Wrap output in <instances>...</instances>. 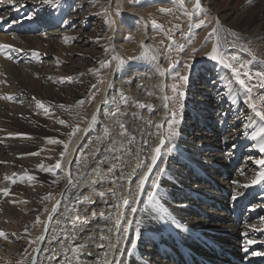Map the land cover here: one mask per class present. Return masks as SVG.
Segmentation results:
<instances>
[{
  "label": "bare ground",
  "instance_id": "6f19581e",
  "mask_svg": "<svg viewBox=\"0 0 264 264\" xmlns=\"http://www.w3.org/2000/svg\"><path fill=\"white\" fill-rule=\"evenodd\" d=\"M76 1L79 3L80 0H64L62 21L52 18L55 20L53 26L57 28L54 32L22 35L26 34L25 27L12 22L11 30L5 31L7 39L0 34V44L21 49L19 53H11L12 59L0 55V85L6 89L3 101L7 108V112L0 111L1 124L17 126L21 123L40 131V127L49 125L53 135L62 136V128L57 127L59 121H71L76 117L77 105H81L76 99L83 93L75 83L92 79V71L87 75L85 68L91 67L90 46L99 41L92 39V32L87 29L93 23V17L74 22L84 16L72 14L74 19L68 17L67 3ZM231 1L205 0L217 19L229 20L231 25L233 22L248 26L249 32L253 33L251 36H260L264 42V0H252L253 6L236 17L231 14ZM100 2L104 4L105 0ZM117 2L131 24V18H138L141 25L132 45L134 53L126 56L123 51L128 45L124 42L126 29L131 24L116 19L106 41L111 43L112 56L119 59L113 61L86 124L69 146L59 176L62 185L58 199L51 205L45 226L37 224V215L44 208L48 195L46 187L36 181L45 178L46 174L32 180L26 176L36 177L30 167L44 161L43 155L56 154V143L48 153L45 150L43 154L38 151L39 154L34 155L32 153L36 154L39 147L23 137L13 141L0 139L5 142V149L0 152L4 153L8 165H13L9 167L0 160V183L9 181L12 175L15 178L10 187L0 185V232L5 234L0 237V264H19L17 257L29 246L24 236L30 230L37 238L43 236L44 239L37 240L28 264H116L117 260L125 258H128V264H264V182L251 184L259 170L253 161L264 158V153L257 147L259 139H251L257 120L242 91L238 96L228 95V83L232 88L239 86L230 71L215 62L200 68L193 76L195 81L200 75L190 85L192 95L186 104L183 130L176 141L178 146L169 157V167H165L161 176L157 204L150 203L147 196L162 157L149 175L139 199L135 200L136 181L147 170L137 168V163L150 162L151 149L159 143L157 133L160 130L155 125L163 124L165 130L169 118L170 102L165 99L168 77L160 50L150 41L151 30L144 10L124 5L120 0ZM0 4L2 12L9 16L20 5L38 4L41 9H47V15L53 16L57 9L42 0H0ZM105 12H109L108 8ZM34 14L38 19L40 14ZM44 23L48 30L51 21ZM221 28L224 32L220 43L226 51L230 36L225 28ZM105 44L100 43L97 48L102 49ZM141 44L152 50L147 56L141 55ZM36 51H42L47 60L41 66L30 59V54ZM152 55L156 56L155 60L151 59ZM58 63L64 64L57 68ZM79 73H82L81 79ZM61 77L72 79L63 81ZM69 81V89L64 92L60 86ZM37 101L48 111L37 107ZM137 104L145 107H137ZM119 105L123 107L121 111L127 107L131 111V117L128 115L123 120V129L115 127L113 121ZM117 121L121 123L122 120ZM104 129L108 130L107 136ZM128 130H131L129 135H121ZM104 142L105 150L101 153H107L90 163V157ZM184 145L188 146L181 150ZM18 156L22 158L16 160ZM90 168H93L92 172ZM134 169L135 175L132 174ZM234 169L237 171L232 173ZM19 174L24 176L21 180H18ZM50 176L57 178L56 174ZM245 184L249 186L244 187ZM5 191L8 195H4ZM234 195L236 200L232 199ZM123 198L129 199L131 207L137 209L135 213L132 214L131 207L123 205ZM160 208L182 225L183 230L169 226L166 220H158ZM138 210L142 211L141 234L137 240L139 244L132 249L131 225L125 234L116 224L118 220L121 225H127L129 220L133 222ZM248 241L253 243L248 244ZM99 245H104V249L99 250Z\"/></svg>",
  "mask_w": 264,
  "mask_h": 264
},
{
  "label": "rangeland",
  "instance_id": "374dc122",
  "mask_svg": "<svg viewBox=\"0 0 264 264\" xmlns=\"http://www.w3.org/2000/svg\"><path fill=\"white\" fill-rule=\"evenodd\" d=\"M86 4L85 10L80 13L81 17L78 20L75 21H85V19H91L93 23L91 25H88L87 29L92 32V39L99 40L94 44V46H90L91 53L89 54L90 66L89 65L85 68L86 73H90L92 71L93 77L92 79H89L88 81L84 80L83 82H77L75 83V87L80 90L81 94L80 98L76 100L83 101L81 105H77L78 113H76V117L73 118L71 121L67 120H60L64 123L61 124L59 121V124L57 127L60 129L62 128V136L53 135V131L51 133V129L49 125H45L43 128L40 127V130H36L35 127L31 126L29 128L27 125L21 124V126L17 125H3L0 121V139H7L10 141L18 140L19 137H23L24 139L29 140V142L34 143L39 147V150L35 153H32L34 155L43 154V152L48 153L53 146L54 143H49L50 140L53 141H59V143H56L57 152L56 154L50 156V155H43L45 156V160L40 161L37 165H34L33 167H30L32 170V173L37 178V176H42L43 174L45 178H38V183H41V185H44L46 187V192L48 197L46 196V199L44 200V208L38 213L37 215V222L40 226H45L46 216L51 212V205H53L57 199L59 194L60 186L62 185V181H60V174L63 170V164L64 161L67 158L69 146L71 145L72 141L76 138V136L80 133V131L83 129L84 125L86 124L89 113L91 112V107L93 103L98 99L100 90L105 86V83L107 81V77L109 75L113 59L111 54V43L106 41L108 35L111 33L112 29H114V21L120 20L124 24L127 22L130 23V21L122 14L121 5H118L117 0H108V5H106V0L104 4H101V0H83ZM121 3L124 5H129L131 7H138L144 10L145 12V19L148 21L150 25L151 30V39L150 41L158 47L161 54V59L163 60V64L167 69V77H168V84H167V98L170 102V108H169V118L167 121L171 120V113L176 112L177 113V120L179 123L176 125V131H178L179 135L176 136L173 140V143L176 147L177 140L180 137V133L183 130V117L187 110V103L188 98H190V94L192 95V91L190 89V85L196 81L197 78H199L200 75H198L195 78V81H193V76L199 72L198 70L203 67H208L210 63L213 61L209 60L207 58V53L210 52V48H212L213 41L209 40L205 45V36L212 30V28L215 26L217 16L213 13V11L209 8L208 4L205 2V0H201L202 7L205 12L209 13L207 16V21H210L208 23L207 27L204 28H190V20L187 15H184V12L192 13L193 12V3L194 0H184L183 8L179 6V0H120ZM232 13L233 17H236V14L238 16H242L241 13L246 11L250 6H253L252 0H232ZM101 4V5H100ZM77 7H79V10H82L83 4L81 0L79 1ZM76 7V9H77ZM163 7L166 9H171L170 13H162L159 11V9ZM108 8L109 12L106 13L105 9ZM47 11V9L45 10ZM49 16V15H48ZM205 18L203 15H201L199 18H197L195 15H192L191 22H198V19ZM220 21V25L225 28L226 32L230 36L228 38L229 40V46L226 52L229 55H235L238 57V63H243L247 65V68L245 70L250 71L253 76L256 71L264 72V42L260 38V36H251L253 33H250V29L248 27L245 28L243 25L238 23H232V25L229 23V20L222 19L219 17L218 19ZM107 21V22H106ZM153 21L156 22L157 25H159V28L153 27ZM74 22V21H73ZM132 24L126 29V36L124 38V42L127 45V47H123V51L126 56H130L132 53H134V49L132 48V45L136 41V33L138 30H140V22L138 18H131ZM50 28L46 30L45 32L36 33L38 35H44L48 31H56L57 28L53 26V23L50 24ZM241 26V27H240ZM8 27V26H6ZM2 29V27H1ZM0 29V31H1ZM4 33H1L3 32ZM0 32V34L5 37L8 36L7 33H5V30ZM16 34H19L16 32ZM27 35V34H22ZM7 36L5 37V40L7 39ZM31 36V35H30ZM223 37V36H222ZM232 38V39H231ZM212 41V42H211ZM107 43L105 46L101 48H97V45L100 43ZM68 44L64 45L67 46ZM202 45H205L201 51L193 52V49H201ZM211 45V46H210ZM89 46H87L89 48ZM183 46V50L181 51L180 48ZM94 47V48H93ZM107 50V51H106ZM27 52V51H26ZM37 52V51H36ZM42 52V51H41ZM23 52V56H25ZM28 54V53H26ZM31 55V54H30ZM30 59H34V61L41 66L43 62L38 61V56H32ZM58 60V59H57ZM31 61V60H29ZM47 61L44 59V62ZM32 62V61H31ZM105 63H108L109 66L105 67L103 66ZM61 64L64 63H58L55 65L57 68L60 67ZM170 64L172 67H170ZM45 65V63H44ZM188 67H185V66ZM25 66H29L25 64ZM92 68V69H91ZM95 70V72L93 71ZM87 73V75H89ZM82 73H79L78 77L81 79ZM180 76H187L188 81L187 84H183L180 80ZM61 80H66V78L63 79L61 77ZM80 85H79V84ZM85 83V84H84ZM55 84V83H51ZM71 82H65L63 85L60 86L61 89H64V92L69 89L68 85H70ZM236 84V83H235ZM251 84L258 85V81L256 79H253L251 81ZM10 86V84H8ZM47 85V84H46ZM178 86V91L184 92V98L182 101L183 108L181 109V100L177 93L173 92V86ZM237 85V84H236ZM8 86V88H9ZM48 86V85H47ZM95 86V87H93ZM238 86V85H237ZM80 88V89H79ZM84 90V91H83ZM6 89L4 90L2 86L0 85V111L7 112V108L4 105L5 102L3 101V95L5 94ZM83 91V92H82ZM67 92V91H66ZM8 96H11L6 92ZM255 103L258 107H264V104H261V101L264 100V88L260 87H254L253 93H252ZM82 97V98H81ZM246 97V95H245ZM6 98H4L5 100ZM70 101V99H67ZM53 105L54 102L50 101ZM49 105V104H48ZM49 105V106H52ZM243 105V104H242ZM120 107V108H119ZM122 106H118V109L115 111V116L113 115V121L114 126H120L123 120H125L126 116L130 115L131 117V111L130 108L127 107L124 108L125 110H128L126 113L124 111ZM120 110V111H119ZM117 111L119 112L117 114ZM124 113V114H123ZM53 115V114H52ZM124 116V119L122 118ZM117 119L121 121V123H117ZM124 124V121L123 123ZM117 125V126H116ZM33 128V130H32ZM67 128V129H66ZM79 129L78 131H76ZM212 129V128H211ZM167 130V122L165 125V131ZM46 131V132H45ZM129 131V132H128ZM126 131V134L129 135L131 130ZM37 132V133H36ZM54 132H56L54 130ZM73 133H75L73 135ZM2 137V138H1ZM60 137V138H59ZM128 137V136H127ZM18 138V139H17ZM38 140V141H37ZM129 140V137L128 139ZM107 142V141H106ZM103 143L102 146H100V149L95 153L94 156L90 157L89 161L90 163H93L94 161H98L103 158V156L107 152L102 151L105 150V144ZM60 148H58L59 146ZM67 146V147H66ZM104 146V147H103ZM188 145H184L181 150H185ZM41 147V149H40ZM102 148V149H101ZM5 149V142L0 141V150ZM39 151V153H38ZM2 152V151H1ZM0 152V160L4 161L3 164L8 165L7 159L5 158L4 153ZM64 153V155H62ZM171 155V154H170ZM170 155L164 157L162 156V159L160 160L161 163L158 165L159 167H169V157ZM102 156V157H101ZM22 156H18L16 160H20ZM48 158V159H47ZM92 159V160H91ZM48 162H47V161ZM60 164V167L57 168L56 165ZM232 164V163H231ZM13 166L11 163H9V167ZM90 166V165H89ZM20 169L21 167L18 166ZM89 168V167H88ZM49 169V170H48ZM90 172H92L93 168H90ZM52 170V171H51ZM118 171V168H117ZM236 172L237 170H232L231 172ZM89 172V173H90ZM158 172V169L156 171V174ZM86 176V171L84 172ZM83 173V174H84ZM40 174V175H39ZM42 174V175H41ZM50 174L54 175L56 174L57 178H53L50 176ZM156 174L151 180L152 181L156 179ZM48 176V177H47ZM90 176H94L91 174ZM162 176V175H161ZM160 176V179H161ZM12 175L11 179L9 181H4L3 183H0L2 187L11 186L13 182L15 181V178ZM16 177V175H15ZM24 176L19 174L18 180H21ZM83 177V175H82ZM17 178V177H16ZM41 180V181H40ZM6 183V184H5ZM43 183V184H42ZM160 183V181H159ZM151 185L148 189V193L151 191ZM107 194V192H106ZM138 214L134 217L133 222L131 224V237L132 239L135 238L136 233L135 229L136 227H140L142 225V211L138 210ZM141 212V213H140ZM133 214V213H132ZM131 214V215H132ZM32 228H35V225H33ZM24 241L29 243V246L24 250V254L19 255L17 258L19 259V264H28L29 259L33 256L36 245H37V237L34 235V231L30 230L28 233L24 236ZM137 244L139 242L137 241ZM136 244V245H137ZM131 247V246H130ZM239 249V248H238ZM125 260V261H124ZM122 262L123 264H128V258H125ZM127 260V261H126Z\"/></svg>",
  "mask_w": 264,
  "mask_h": 264
},
{
  "label": "snow or ice",
  "instance_id": "6c2138e0",
  "mask_svg": "<svg viewBox=\"0 0 264 264\" xmlns=\"http://www.w3.org/2000/svg\"><path fill=\"white\" fill-rule=\"evenodd\" d=\"M42 2L46 5H51L53 7L58 6L59 4V0H42ZM183 4H184V0H179V6L181 8H183ZM160 12L162 13H170L171 9H166L161 7L159 9ZM184 15H187L189 17L190 20V25L189 27H195L197 29L199 28H204L208 26V23L210 21H207V16L209 15V13L205 12L203 7H202V3L201 0H194L193 3V12L192 13H188V12H184ZM192 15H195L197 18H199L201 15H203L205 18L203 19H198V22H191V17ZM28 19H32L31 16L28 17ZM107 22V21H106ZM153 23V27L159 28L160 26L156 24L155 21L152 22ZM224 32V29L221 28L220 25V21L217 19L215 26L212 28V30L205 36V45L209 40H214L215 42L212 45V48L210 50V52H208L207 58L213 62H215L216 65L220 66L223 69L229 70L231 73V77L232 79L235 81V83L239 86L238 89L236 88H232L231 83H228L226 85L227 88L230 89L228 95L229 96H238L239 93L242 91L245 95H246V102L249 105V109L251 112L254 113V118H256L257 123H256V127L255 130L253 131L252 135H251V139L252 140H257L259 139V143L257 145L258 150L260 153H264V107H258L257 104L253 103L254 97L252 95L254 87H260V88H264V72L261 71H256L254 76L250 71L245 70L247 68V65L243 64V63H238V57L235 55H229L226 51L223 50V47L220 43V37L221 34ZM205 45H202L201 49H193V52H198L201 51L203 49V47ZM141 48L143 49L141 55L142 56H147L148 53L150 51H152L148 46H145L143 44H141ZM180 50H183V46H181ZM107 51V50H106ZM15 52V53H19L21 52V49L19 48H15L13 46L7 45V44H0V55L5 56V58L7 59H12L11 53ZM37 53L33 52V56H36ZM113 60H118V57L113 56L112 57ZM151 59L155 60L156 56L152 55ZM103 66L108 67L109 64L105 63ZM170 67H172V65L170 64ZM185 67H188L187 65ZM161 75H163V72H161ZM66 79L71 80V77H67ZM253 79H256L258 81V85H253L251 84V81ZM179 80L183 83V84H187L188 81V77L187 76H180ZM95 87V86H93ZM173 92L177 93L180 97L181 100V109L183 108V98H184V92L183 91H178V86L174 85L173 86ZM7 99H11V97H8ZM167 99V97L165 98ZM37 107L43 108L45 112L48 111V109L43 105L42 102L37 101ZM80 103H83V101H81ZM261 104H264V100L261 101ZM137 107L143 108L145 107V105L143 104H137ZM63 107V106H61ZM149 108L151 106H148ZM165 107H167V104L165 105ZM115 115V113L113 114ZM171 120L167 121V130H163V124H157L155 125V127L157 129H159L160 131H158L157 136H158V140L159 143L153 147L151 149V154L148 157V160H150V162L145 163L144 161H138L137 163V168L139 169H144L146 168V171H143V174L140 175L138 181H136L137 184V191L135 193V200L139 199L140 194L143 192L144 189V185L145 183L148 181V177L150 174H152L153 172V168L157 167V162L158 160L161 159L162 156L166 157L168 155H170L174 148L175 145L173 143V140L176 136L179 135L178 131H176V125L179 123V121L177 120V113L176 112H172L171 113ZM95 120V117H93V121ZM61 124H63V121H60ZM252 123V120L250 119L249 124ZM245 127H249V125H245ZM120 128L123 129L124 125L121 123L120 124ZM79 129H77L76 131H78ZM105 132V136H107L108 134V130L104 129ZM75 133H73L74 135ZM121 135H126V132H121ZM49 143H59V141H53L50 140ZM67 147V146H66ZM62 155H64V153H62ZM254 164L257 165L258 167V171L256 173L255 178L251 181L252 185H256L259 184L261 182H264V158L261 159H256L253 161ZM57 168L60 167V164L58 163L56 165ZM112 169H109V172H111ZM165 172V168L164 167H159L158 168V172L156 174V179L152 181L151 184V191L148 193L147 199L150 203L152 204H157L156 201V196H157V190L159 188V181H160V176ZM133 175L137 174L136 173V169L133 170ZM26 178L28 180H32L34 179L31 176H26ZM71 183V182H70ZM96 183V182H94ZM236 183V182H234ZM248 184H245L244 187H248ZM4 195H8V192L5 191ZM101 197H103V193H100ZM233 200L237 199V196L234 195L232 197ZM85 201H87V197H85ZM122 203L124 206H128L131 207L130 201L128 198H123ZM119 207V206H117ZM55 210V209H53ZM136 208L135 207H131V212L135 213L136 212ZM77 219H79V217H77ZM158 220H166L169 222V226L170 225H175L177 229L179 230H183V226L178 224L171 216H169L166 212L165 209L160 208V212L159 215L157 217ZM39 222V221H37ZM57 223L59 224L60 221H57ZM132 224V221H128L127 225H121L119 223V220L117 221L116 227L118 229L122 228L123 232L126 234L128 232V226H130ZM135 233L136 236L134 239H132L131 241V248L135 249L136 248V244H137V240L140 238V234H141V229L140 227H136L135 229ZM5 234L3 232H0V237H4ZM37 239L43 240L44 237L40 236ZM125 239H127V237L125 236ZM248 244L253 243V241H248ZM121 252H123V249H120ZM116 264H123L122 261L117 260Z\"/></svg>",
  "mask_w": 264,
  "mask_h": 264
},
{
  "label": "water",
  "instance_id": "95a60500",
  "mask_svg": "<svg viewBox=\"0 0 264 264\" xmlns=\"http://www.w3.org/2000/svg\"><path fill=\"white\" fill-rule=\"evenodd\" d=\"M146 42H148V39H146ZM148 44H150L149 42H148ZM152 53H154V52H152ZM156 53H157V49H156ZM155 54V53H154ZM161 67H162V64L160 65ZM101 248V247H100Z\"/></svg>",
  "mask_w": 264,
  "mask_h": 264
}]
</instances>
